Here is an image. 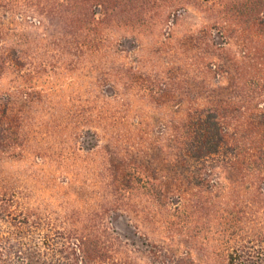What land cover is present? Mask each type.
Here are the masks:
<instances>
[{"label": "rangeland", "instance_id": "rangeland-1", "mask_svg": "<svg viewBox=\"0 0 264 264\" xmlns=\"http://www.w3.org/2000/svg\"><path fill=\"white\" fill-rule=\"evenodd\" d=\"M143 1L145 7L133 15L143 20L142 26L130 29L122 21L105 23L90 33L93 42L87 48L68 46L67 50L46 34L45 17L27 10L34 1L0 0V56L25 45L30 53L20 60L22 66L15 67L9 59L13 66L0 63V106L7 104L18 121L16 143L27 144L0 154V173L18 178L29 204L60 212L66 204L77 205V197L113 203L112 181H120V171L126 172L129 165L145 166L156 181L174 186L171 158L157 156L159 143L154 137L141 142L136 130L161 129L149 114L166 116L170 103L162 105V100L167 94H226L229 80L222 77L236 62L234 55L245 52L252 59L256 42L264 46V37H257L261 32L252 25L263 14L261 0ZM55 7L47 17L50 23L58 16ZM126 9L122 4L106 10L98 6L94 13L97 18L104 14L113 18L129 13ZM21 33L40 40L3 41ZM147 94L161 96L147 104ZM6 134L0 131V139ZM40 146L47 152H41ZM218 166L216 158H208L195 178L183 179L192 194L187 199L191 210L185 215L175 217L182 205L176 197L163 211L179 228L188 229L191 238L196 237L192 257L197 262L209 255L216 258L250 226L264 227V180L221 177ZM133 193L124 200L126 210L145 213L117 210L107 216V225L130 243L148 238L162 241L151 215L156 204L143 189Z\"/></svg>", "mask_w": 264, "mask_h": 264}, {"label": "trees", "instance_id": "trees-1", "mask_svg": "<svg viewBox=\"0 0 264 264\" xmlns=\"http://www.w3.org/2000/svg\"><path fill=\"white\" fill-rule=\"evenodd\" d=\"M30 1L34 4L27 10L39 17L44 16L49 28L46 34H51L53 43L65 46L67 50L68 46L87 48L93 42L90 33L98 31L96 29L105 23L114 25L122 21V25L130 29L142 26L143 20L133 16L134 10L147 4L143 0ZM261 1L263 14L254 18L252 25L261 32L257 37L262 38L264 0ZM54 4L58 16L55 23H50L47 17ZM117 4H122L129 13L113 18L104 13L99 18L95 16V7L106 10ZM13 37L3 41L10 40L16 44L40 40L23 33ZM24 48H15L1 55L0 63H8L6 59H9L15 67L22 66L20 60L30 55L27 45ZM253 50L256 54L252 59L245 52L234 55L236 62L228 66V73L222 77L229 80L226 94H167L165 101L162 100V105L170 103L166 116L154 111L149 114L151 120L161 123V129L154 132L153 129L138 127L136 130L141 135V142L147 143V139L154 137L159 143L157 156L165 154L171 158V173L177 181L173 183L175 187L159 179L156 181L145 166L129 165L124 170H130L120 171V181H112L113 203L107 200L93 203L84 198L80 203L77 197L75 206L66 204L63 211L45 212L39 205L29 204L27 192L20 189L18 178L0 173V264H207L205 260H212L213 264H264V227L250 226L245 236L237 234L233 237L231 245L224 252H218L216 258L209 255L197 262L192 257L198 243L196 237L191 238L188 229L179 228L178 223L163 212L173 197L182 204L175 217L188 212L191 205L187 199L192 194L187 191L183 179L187 182L195 178L203 169L205 160L211 157L219 161L218 176H233L236 180L252 183L264 180V46L256 42ZM11 63L8 65L13 66ZM230 89L232 94L227 93ZM160 96L147 94L145 103L150 104L152 99ZM17 125L18 121L7 104L0 106V131L7 132L5 138L1 136L0 139V154L7 149H20L27 145L16 143ZM155 133L158 136H154ZM38 149L47 152L45 147ZM153 178L155 181H150ZM140 189L157 206L151 215L161 230L162 241L148 238L139 244L130 243L107 225L109 214L117 210L121 213L130 211L126 210L129 208L124 206V200ZM195 209L199 215L202 214L201 206ZM134 211L130 212L137 215L145 213V210ZM227 229L228 226L224 227L223 233Z\"/></svg>", "mask_w": 264, "mask_h": 264}]
</instances>
